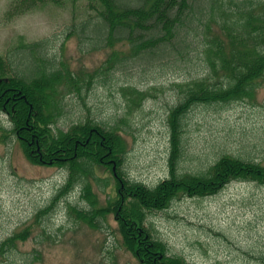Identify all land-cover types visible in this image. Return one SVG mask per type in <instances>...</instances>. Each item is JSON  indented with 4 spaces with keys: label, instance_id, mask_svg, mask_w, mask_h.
I'll list each match as a JSON object with an SVG mask.
<instances>
[{
    "label": "rangeland",
    "instance_id": "rangeland-1",
    "mask_svg": "<svg viewBox=\"0 0 264 264\" xmlns=\"http://www.w3.org/2000/svg\"><path fill=\"white\" fill-rule=\"evenodd\" d=\"M14 1L0 0V56L14 71H21L23 57L29 54L25 46L40 42L53 66L79 77V93L73 87L60 91L63 113L54 127L66 132L87 119L104 127L117 124L127 149L122 165L125 178L148 188L163 181L168 176L169 115L179 104L182 87L204 77V63L193 54L183 61L146 58L98 74L110 50L93 39L94 33H87L91 40L80 33L81 25L95 18L86 0L46 3L12 15ZM127 47L121 44L115 49L126 53ZM193 50L201 51L199 42ZM89 75L95 78L87 89ZM183 124V153L177 156L182 172H205L224 154L264 163V83L252 99L224 106L196 104ZM0 128L11 129L4 114ZM67 176L58 166L30 162L14 137L0 143V243L30 227L28 239L4 262L138 264L121 248L112 217L92 229L71 213L69 206L90 210L81 199L80 184L58 197ZM107 193L105 189L98 194L99 206ZM54 200L50 211L38 215ZM145 221L168 254L187 264H264V186L232 182L210 197H179L168 209L146 213Z\"/></svg>",
    "mask_w": 264,
    "mask_h": 264
},
{
    "label": "trees",
    "instance_id": "trees-1",
    "mask_svg": "<svg viewBox=\"0 0 264 264\" xmlns=\"http://www.w3.org/2000/svg\"><path fill=\"white\" fill-rule=\"evenodd\" d=\"M60 1L16 0L10 13L21 14L37 5ZM86 2L95 18L93 22L86 20L80 33L89 40L88 31L94 33L93 39L110 50L96 71L98 74L146 58L153 62L168 57L183 61L192 54L206 66L204 77L190 80L182 87L179 104L169 115L168 176L152 188L125 178L122 165L127 149L117 124L104 127L87 119L71 125L66 132L54 127L63 113L60 91L73 87L79 93L81 86L79 77L53 66L44 57V44L40 42L25 46L29 54L23 57L21 71H14L10 62L0 56V114L7 116L11 124L10 130L0 128V143L14 137L33 164L65 169L68 176L58 197L72 190L75 183L80 184L81 199L90 210L69 206L71 213L92 229L112 217L121 236V248L138 264H187L178 256H170L166 246L151 236L145 226L146 213L168 209L179 197L216 195L232 182L264 186V163L228 154L219 156L199 174L185 173L178 167L183 153L180 149L184 117L192 107L198 103L224 106L252 99L264 83V0ZM198 42L201 51L193 50ZM121 44H127L126 53L115 49ZM95 75H89L87 89ZM105 189V203L99 206L98 194ZM55 200L38 215L50 211ZM29 235L30 227H24L3 240L0 264H9L8 260L4 262L8 254Z\"/></svg>",
    "mask_w": 264,
    "mask_h": 264
}]
</instances>
